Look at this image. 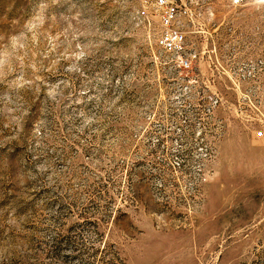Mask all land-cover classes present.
Listing matches in <instances>:
<instances>
[{"label": "rangeland", "instance_id": "obj_1", "mask_svg": "<svg viewBox=\"0 0 264 264\" xmlns=\"http://www.w3.org/2000/svg\"><path fill=\"white\" fill-rule=\"evenodd\" d=\"M146 1L0 0V264H264V0H199L187 70Z\"/></svg>", "mask_w": 264, "mask_h": 264}, {"label": "built area", "instance_id": "obj_2", "mask_svg": "<svg viewBox=\"0 0 264 264\" xmlns=\"http://www.w3.org/2000/svg\"><path fill=\"white\" fill-rule=\"evenodd\" d=\"M199 6V0H147L146 5L137 12V18L142 22H148L149 18H157L160 29L156 41L164 51L173 53L175 63L182 70L191 69L198 57L196 49L187 43L186 35L191 31L186 30L185 27H188L191 19L195 17ZM207 112L211 114V111ZM185 135L188 139L186 146L195 147L197 133L188 130ZM255 136L264 139V121L260 130L255 132ZM173 137L171 133L162 135L160 146L167 144L174 147L181 146V142Z\"/></svg>", "mask_w": 264, "mask_h": 264}]
</instances>
